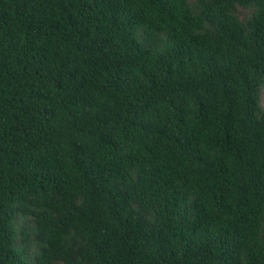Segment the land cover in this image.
<instances>
[{"label":"trees","instance_id":"1","mask_svg":"<svg viewBox=\"0 0 264 264\" xmlns=\"http://www.w3.org/2000/svg\"><path fill=\"white\" fill-rule=\"evenodd\" d=\"M263 87L264 0H0V264H264Z\"/></svg>","mask_w":264,"mask_h":264},{"label":"rangeland","instance_id":"2","mask_svg":"<svg viewBox=\"0 0 264 264\" xmlns=\"http://www.w3.org/2000/svg\"><path fill=\"white\" fill-rule=\"evenodd\" d=\"M240 14H241L242 18H246L247 16H249V12L247 10H244V9H240ZM260 103H261V107L264 109V87L261 91Z\"/></svg>","mask_w":264,"mask_h":264}]
</instances>
